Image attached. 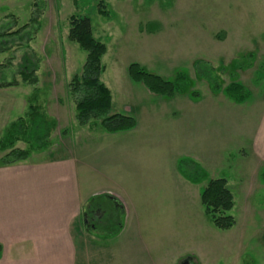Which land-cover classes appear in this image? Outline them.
Wrapping results in <instances>:
<instances>
[{
    "label": "rangeland",
    "instance_id": "374dc122",
    "mask_svg": "<svg viewBox=\"0 0 264 264\" xmlns=\"http://www.w3.org/2000/svg\"><path fill=\"white\" fill-rule=\"evenodd\" d=\"M33 1L0 0V34L28 23L34 11ZM42 1L41 28L30 46H25L20 36L6 39L10 49L0 52V64H3L0 81L17 78L18 88L30 92L32 86L23 84L17 74L23 67L31 68L39 62L37 74L42 83L35 85L39 90L31 92V97L36 95L47 111L62 121L51 141L54 147L58 141L59 149H67L63 152H68L69 148L80 153L87 151L90 159L98 161L92 170L98 181L104 171L100 163L102 150L112 151L131 136L124 131L107 132L101 124L102 118L92 120L95 124L89 127L91 132L82 133L88 128L77 121L75 101L67 87L73 75L82 71L87 57L85 50L68 39L73 13L87 14L92 20L94 36L106 44L107 51L102 58L105 68L100 80L113 93L110 114L131 115L124 110L132 106V99L153 93L143 82L131 79V63H138L166 80H173L178 72L186 73L191 81L186 92L190 96H197V92L207 99L208 93H214L208 82L197 75L198 61H207L215 67L223 87L233 82L245 85L251 93L245 103L219 101L223 164L218 174L227 178L234 195L236 204L228 213L238 223L235 231L241 233L239 229L245 218L243 192L255 184L250 177L264 171V167L257 169L250 147L261 122L258 101L264 96V0H102L110 10V19L99 13L100 0H78V5L75 0ZM70 141L72 145L67 148ZM21 146L27 147L24 143ZM256 189L260 191L257 198L264 201V188ZM104 195L95 200L103 207V218L96 220L95 228L90 231L78 230L79 258L75 264L182 263L184 255L177 252L182 247L153 244V213L148 207L141 211L137 223L140 228L131 222L126 226L128 211L116 213L114 205ZM92 206L96 207V203ZM129 218L131 221L132 215ZM122 224L124 229H121ZM210 226L216 227L212 223ZM248 232L251 237L242 239L240 235L238 243L232 245L236 246L232 253H237L238 264H263L264 229L255 231L259 234ZM187 246H192L190 241ZM232 253L227 264L232 263ZM192 261L195 263V259Z\"/></svg>",
    "mask_w": 264,
    "mask_h": 264
},
{
    "label": "crops",
    "instance_id": "0c3cea01",
    "mask_svg": "<svg viewBox=\"0 0 264 264\" xmlns=\"http://www.w3.org/2000/svg\"><path fill=\"white\" fill-rule=\"evenodd\" d=\"M19 85L0 88V138L13 119L26 113L31 92L39 90L30 85L32 91L27 92ZM208 95L206 99L201 94L183 93L164 99L147 93L132 99V106L124 111L134 116L137 124L124 130L131 137L119 147L100 150L104 170L100 181L92 175L98 161L90 159L87 151L69 148L71 141L68 152L59 149L56 141V147L51 142L45 151L0 165V264H75L79 258L78 230L90 231L96 220L103 218V207L95 200L104 194L116 213L128 211L126 226L131 222L140 228L141 211L148 207L153 213V244L182 247L177 251L184 255L180 262L195 259L194 264H227L240 235L249 238L248 231L264 229V201L257 198L260 191L256 189L264 188V171L254 173L250 178L255 184L243 192L241 233L235 231L237 221L229 229L211 227L201 194L211 179L225 178L218 174L223 164L219 103L232 104L235 99L225 92ZM113 98L112 93V107ZM261 98V106L257 104L261 122L250 145L259 171L264 167V96ZM47 113L57 121L54 136L62 121ZM92 124H80L88 128L82 133L91 132ZM3 154L0 152V158ZM186 158L205 170L204 179L191 180L181 171L179 162ZM124 227L122 224L121 229ZM231 264H238L237 253H232Z\"/></svg>",
    "mask_w": 264,
    "mask_h": 264
},
{
    "label": "trees",
    "instance_id": "16d2710c",
    "mask_svg": "<svg viewBox=\"0 0 264 264\" xmlns=\"http://www.w3.org/2000/svg\"><path fill=\"white\" fill-rule=\"evenodd\" d=\"M78 0H75V4ZM42 0H34L33 14L28 23L10 31L6 29L0 34V52H6L10 47L6 39L20 36L25 40L24 45L30 46V42L41 28ZM98 11L106 18H111L110 10L106 9V3L100 0L97 4ZM23 36V37H22ZM68 39L76 42L81 49L87 52L86 61L82 71L73 75L68 82V94L75 101L76 119L79 124H87L92 120L102 118L101 124L107 132H119L132 129L137 120L134 116L124 113L110 114L112 107V92L100 77L104 71L102 58L107 51L106 44L97 39L93 34L92 20L87 14L75 12L70 16V29ZM11 63V61H9ZM3 64H0L2 66ZM39 62L34 66L23 67L18 71L22 82L29 85L39 83ZM197 75L206 80L215 93L225 92L239 102L245 101L249 96L248 89L240 82H233L223 87L220 75L214 66L207 61H198L196 64ZM129 76L133 81L143 82L147 88L156 94L173 97L177 94L188 92L191 81L186 73L178 72L173 80L148 72L138 63L129 65ZM20 81L17 78L0 81V88L17 86ZM195 95H199L197 92ZM57 121L51 117L36 95L28 101V108L23 116L13 119L6 127L0 138V152L7 151L0 158V165H10L27 159L32 152L45 151L51 145V137L56 129ZM24 143L27 147H18ZM181 171L191 180L198 181L205 178V170L194 160L186 158L179 162ZM201 201L213 224L219 229H229L235 225V218L228 212L234 207L235 201L232 191L225 178L211 179L201 194ZM0 245V254H1Z\"/></svg>",
    "mask_w": 264,
    "mask_h": 264
},
{
    "label": "flooded vegetation",
    "instance_id": "af4514ba",
    "mask_svg": "<svg viewBox=\"0 0 264 264\" xmlns=\"http://www.w3.org/2000/svg\"><path fill=\"white\" fill-rule=\"evenodd\" d=\"M181 264H194V263L189 260H184Z\"/></svg>",
    "mask_w": 264,
    "mask_h": 264
}]
</instances>
